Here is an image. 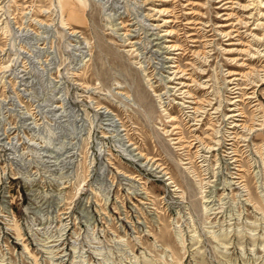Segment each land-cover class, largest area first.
<instances>
[{"label": "rangeland", "instance_id": "374dc122", "mask_svg": "<svg viewBox=\"0 0 264 264\" xmlns=\"http://www.w3.org/2000/svg\"><path fill=\"white\" fill-rule=\"evenodd\" d=\"M71 1L0 0V264H264V0Z\"/></svg>", "mask_w": 264, "mask_h": 264}, {"label": "bare ground", "instance_id": "6f19581e", "mask_svg": "<svg viewBox=\"0 0 264 264\" xmlns=\"http://www.w3.org/2000/svg\"><path fill=\"white\" fill-rule=\"evenodd\" d=\"M63 8L67 12L69 21H73V20L79 19V15L77 13L76 7H75L74 3L71 0H63ZM235 116L236 115H233L231 117H235Z\"/></svg>", "mask_w": 264, "mask_h": 264}]
</instances>
